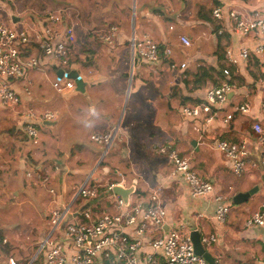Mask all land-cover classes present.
<instances>
[{"label":"crops","instance_id":"1","mask_svg":"<svg viewBox=\"0 0 264 264\" xmlns=\"http://www.w3.org/2000/svg\"><path fill=\"white\" fill-rule=\"evenodd\" d=\"M14 2L17 3L0 0V21L7 22L5 15L10 21V25H6L10 28H28L35 36L48 25L45 22L46 15L58 11L61 12L63 20L53 28L56 35L59 37L64 27L73 26L76 42L70 51V66L65 73L75 70L83 83V90L77 91L74 82L75 92H66L64 101L71 97V101L75 103L76 93L80 94L86 100L87 107L95 105L99 118L95 120L86 139L81 135L80 124H75L73 129L69 124H62L69 116L82 120L79 116L82 115L84 107L77 105L76 109L68 106L66 101L56 100L55 114L59 119H56L55 132L61 136L71 132L70 137L75 139L74 143L80 148L85 149L84 146L88 143L90 148L98 147L103 152L101 146L90 141V136L93 133L117 129L114 146L112 145L107 155L111 153L112 163L118 166L129 163L134 168V171L128 172L121 179L118 177L121 170L106 167L98 171L97 166L92 169L85 166L86 169L79 173L89 171L87 178L91 177L90 185H99L113 174L115 181L111 183L117 184L120 191L134 187L140 193H151L159 189L168 217L166 225L155 235H163L171 225L186 224L190 230L197 231L201 236L216 235V244L211 247L212 250L207 248L206 251L220 264H263L264 232L257 227H245V221L264 202V165L261 164L264 162V149L257 144L254 133L243 128L248 124L249 129H252V124L257 122L264 131V115L260 108V103L264 100V56L250 57L236 64H227L223 57L227 48L237 54L242 48L251 49L263 41L244 40L228 31V11L236 8L251 12L257 7L256 0H140L132 6L125 0ZM215 6H222V21H216L211 16ZM132 13L135 15L133 23ZM111 26L117 27L118 33L114 45L110 47L99 42L96 34ZM170 27L172 30H169ZM221 30L222 33L219 34ZM132 33L137 36L149 35L161 50L169 48L170 58L157 63H149L138 57L132 58ZM180 36L187 37L192 42V47L181 46L178 41ZM88 53L91 54L89 60ZM21 57L36 58L39 66L26 72L21 80L12 82V88L21 98V104L16 110L0 107V123L5 127L22 126L24 114L32 107L42 106V111H51L45 106L52 102L46 84L50 79H57V70L41 57L35 43L21 51ZM170 63L177 66L184 64L185 67L172 69ZM223 70L230 72L229 78L223 75ZM129 80L131 105L128 104L129 108L122 119L124 125L121 127L119 121H115L116 114L111 118L109 113H117L121 105L117 96L122 95L123 90L127 91ZM224 82L233 83L236 88L226 95V101L221 106L216 107L217 119L211 125L206 126L201 119H188L181 115V107L205 103V91ZM26 86H29V96L24 94ZM242 104L248 105V114H235L224 124L223 118L230 108ZM59 122L62 125L57 130ZM50 123H45L42 131L48 129L50 125L47 124ZM18 131L23 133L26 141L32 142L22 127ZM7 134L4 138L6 145L11 144L13 139V134ZM231 139L237 142L246 140L249 143L251 160L256 165L254 168L247 167L239 177L234 176L229 162L215 148L218 141ZM26 144L24 141L20 145L18 151L21 152L17 153L14 160H9L12 156L5 147L0 148V155H3L0 158L2 195L9 193L12 198L19 199L21 195L32 194L31 186L35 185L36 180L34 178L31 184L33 174L22 172L28 161V158L21 159V153L25 150L28 152L29 147ZM160 146L171 147L180 158L189 160L196 176L211 183L214 193L224 197L226 202L230 203L231 198L236 199V204L230 208L223 225L219 226L211 219L216 208L213 198H192L182 176H173L172 165L165 157L156 153ZM90 162L91 159L87 161V165ZM47 177L50 180L46 185L36 178L40 182L38 195L46 193L42 219L49 227V210L67 204L85 180L79 182L74 192L67 197L66 186L56 187L52 176ZM51 188L55 192L53 200L57 201V206L52 204L49 194ZM254 188H257L256 191ZM31 203L33 201L30 200L27 205L31 207ZM92 210L99 216L103 212H111L112 208L103 199ZM40 261V264H44L43 257ZM0 264L6 263L0 261Z\"/></svg>","mask_w":264,"mask_h":264},{"label":"built area","instance_id":"2","mask_svg":"<svg viewBox=\"0 0 264 264\" xmlns=\"http://www.w3.org/2000/svg\"><path fill=\"white\" fill-rule=\"evenodd\" d=\"M256 4V9L251 12L236 8L229 10L228 31L244 40L263 41L251 49L242 48L237 54L231 48H227L223 56L227 64L264 56V0H256ZM211 16L216 21H222V6H215ZM62 20L60 11L48 13L45 17L48 25L35 36L28 28L13 29L0 21V107L16 110L20 106L21 98L12 88V82L21 80L26 72L39 66L38 59L21 57V47L35 43L39 54L48 61L50 67L55 70L62 69L64 72L69 68L70 51L76 38L73 26L64 27L59 37L56 35L53 28L62 23ZM169 30H172V27ZM117 33L118 28L111 26L98 32L96 39L111 47ZM221 33L222 30L219 34ZM178 41L184 48L192 47V42L185 36H180ZM130 49L132 58L138 57L149 63L165 61L171 56L169 48L161 50L160 46L146 34L137 36L132 33ZM170 67L183 69L185 65L177 66L170 63ZM223 75L229 78L230 72L223 70ZM52 86L62 94L74 90V81L66 78L56 79ZM235 88L236 85L229 82L208 88L204 93L205 103L181 107V115L188 119H201L206 126L211 125L217 119L216 107L221 106L226 101V95ZM24 94L30 95L29 86L24 88ZM260 108L264 115V100L260 103ZM248 111L247 104L233 105L222 122L227 124L233 115H247ZM24 117L22 130L34 144L38 139V129L35 125L43 127L45 123L55 120L54 113L48 111L28 110ZM252 130L257 144L264 149L262 126L255 122L252 124ZM116 135L117 130L97 132L90 136V141L101 146L104 150L103 155H106L112 148ZM215 148L229 162L234 176L239 177L247 167L256 166L251 160V149L246 140L236 143L218 141ZM156 153L165 157L172 165L173 176H182L192 198H213L216 208L211 219L217 225H223L230 208L235 206L234 198L228 203L224 197L215 194L213 185L200 180L191 169L189 160L180 158L171 147L160 146ZM261 164L264 165V162ZM120 175L118 174L119 177ZM37 178L43 185L48 184L50 180L49 177ZM90 179L91 177H88L85 180L67 204L49 210V231L37 253L42 254L44 264H208L204 258L195 254L190 237L193 230L186 224L171 225L163 235H155L166 225L168 217L161 202L159 189L144 195L138 194L134 187L120 191L121 188L113 183L93 186L90 185ZM49 194L52 204L56 205L57 201L53 200L55 192L52 188L49 189ZM103 199L109 202L112 211L96 216L92 207ZM245 227H257L264 232V202L246 219ZM215 242V234L200 235V243L205 250ZM34 261H30L29 264H33ZM7 264L17 262L13 258H8ZM213 264L220 262L213 260Z\"/></svg>","mask_w":264,"mask_h":264},{"label":"rangeland","instance_id":"3","mask_svg":"<svg viewBox=\"0 0 264 264\" xmlns=\"http://www.w3.org/2000/svg\"><path fill=\"white\" fill-rule=\"evenodd\" d=\"M118 1L120 0H117V2ZM139 1L140 0H125V2H130L131 6L136 5V3ZM4 18L7 21L6 24L9 26L10 21L5 15ZM134 18L135 15H133L132 13V23L134 21ZM130 80L126 88L127 91L123 90L122 95L117 96L118 100L120 99L121 101V105L117 113L116 111H111L109 113L111 118H114L116 114L115 121L118 120L121 127H123L124 125V123L122 122L123 115L129 108L128 104L131 105L130 99L132 98V93H129ZM54 81V79H50L46 84V90L48 92V96L52 98V102L45 106H47V108L51 110L48 112L54 113L55 120L51 122L53 123V125H50L48 129L44 131H42V127H40L39 125H35L39 132V142H37L36 144H32V142L26 141L23 133L18 131L21 129V125H8L5 127V125L2 126V123H0V148L5 147L7 153H10L12 156L9 160H14L17 153L21 152V150L18 151L20 145L23 144L24 141L27 142L25 146L29 147L28 152L25 150V152L21 153L22 160L28 158V161L25 164L27 166L24 168L25 173L24 170L22 172L23 174H26L28 172L30 174H33L32 179H30L31 184L32 182H34V178L37 182L34 183L35 185L32 184V194L30 193L29 196L21 195L19 196V199H14L10 196L9 193H7L6 195L0 194V239L2 240V242L0 243V261H4L6 264L8 262V258L10 257L13 258L17 262V264H29L32 260H35L33 264H40L41 262L40 260L42 259V254L40 253L38 256L37 253L43 238L49 231V227L48 224L45 223L42 219V212L45 211L43 206L44 202L46 201V193L42 192V195H38V186L40 182L36 178V175H45L46 177L48 175H51L56 187H63L64 185L66 186V196L68 197L74 192L79 182H81L82 180H86L87 176L89 175V171L87 170L84 174H80L79 171L85 170L87 166L90 169H92L93 166H97L98 171L106 167L110 168L111 170H121L120 172H118L121 174L120 177L118 176L121 179H124L125 175L128 172L134 171V168L131 167L129 163L128 165L126 163L125 165L121 166L112 163L111 153L109 156L107 154L103 156L102 149L100 150V148L98 147L92 149L87 143V146H84L85 149L80 148L79 145H76V143H74L76 142L75 139L70 137L71 132H69L68 129H66V131H68L70 134L65 133L64 136H61V134L55 132V123L57 119V116L55 114V110L57 109V106L55 104L56 100H60L63 102L66 101V104H68V106L74 107L76 109L78 108L77 105L84 107L82 115L79 116L80 119H84L86 117V108L88 104L86 100L81 97L82 95L77 93V101L75 103L74 101H71V97L65 98L64 101V97L66 96V94L58 93L56 89L53 88L52 84L54 83ZM89 94L91 95V89H89ZM30 111L42 112V106L32 107ZM81 121L82 120L73 119L69 116L64 120L62 124H69L72 129L75 124H77V126L80 124V127H82L81 135L82 137L87 139L88 134L90 133L89 131L93 128V126L90 128H85ZM62 124H60V122L57 124V130L59 127H61ZM2 129H4V131H2ZM7 133L13 134V139L10 142L11 144L6 145L4 144V138L6 135H8ZM2 156L3 155L1 154L0 158ZM90 159L91 162L89 163V165H87V161ZM19 160L20 159H18V161ZM114 181V175L110 174L108 179H106V181H101L99 185L104 186L105 184H110ZM0 191L2 190L0 189ZM137 193L147 195L149 192L140 193L137 190ZM30 200L33 201V203L30 204L31 207L27 205L28 201L30 202ZM208 235L209 234H207V236ZM215 244L213 243L211 247L213 248ZM211 247L209 250H212Z\"/></svg>","mask_w":264,"mask_h":264},{"label":"water","instance_id":"4","mask_svg":"<svg viewBox=\"0 0 264 264\" xmlns=\"http://www.w3.org/2000/svg\"><path fill=\"white\" fill-rule=\"evenodd\" d=\"M56 77L57 79L66 78L69 80H73L76 85V90L79 92H82L83 90V83L81 82V79L78 76V73L75 70H71L67 73L64 72V70L59 69L56 71ZM47 125H53V123L47 124ZM256 191L257 188H254ZM252 194V191L250 192ZM233 202L236 204V199H233ZM190 237L193 243L195 254L198 256H201L204 258L208 264H213V257L209 252H207L203 246L200 243V234L197 231H191Z\"/></svg>","mask_w":264,"mask_h":264},{"label":"clouds","instance_id":"5","mask_svg":"<svg viewBox=\"0 0 264 264\" xmlns=\"http://www.w3.org/2000/svg\"><path fill=\"white\" fill-rule=\"evenodd\" d=\"M86 117L82 119L81 123L85 128H90L94 125L96 119L99 118V113L95 105H89L86 108Z\"/></svg>","mask_w":264,"mask_h":264},{"label":"trees","instance_id":"6","mask_svg":"<svg viewBox=\"0 0 264 264\" xmlns=\"http://www.w3.org/2000/svg\"><path fill=\"white\" fill-rule=\"evenodd\" d=\"M154 13L157 14L156 11H155ZM30 45H31V43H30L29 45H26V46H24V47H21L20 50L23 51V50H25L26 48H28ZM90 55H91V54L88 53V56H87V59H88V60L91 59V58H90V57H91ZM89 56H90V57H89ZM53 69H54V68H53ZM68 69H69V68H66L65 71H67ZM243 130H247L248 132H250V133L252 132V134H253V131H252V129H249V125H248V124H245ZM228 141L231 142V143H233V142H237V140L234 141V140H232V139H231V140H228ZM1 242H2V240L0 239V243H1ZM38 256H39V255H38Z\"/></svg>","mask_w":264,"mask_h":264}]
</instances>
